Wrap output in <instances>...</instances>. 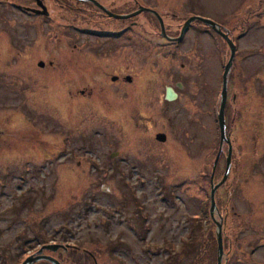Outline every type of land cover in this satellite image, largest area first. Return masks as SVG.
I'll use <instances>...</instances> for the list:
<instances>
[{"label":"rangeland","instance_id":"374dc122","mask_svg":"<svg viewBox=\"0 0 264 264\" xmlns=\"http://www.w3.org/2000/svg\"><path fill=\"white\" fill-rule=\"evenodd\" d=\"M98 1L117 15L129 9L123 0ZM136 1L164 14L174 29L191 16L231 28L241 17L238 11L252 9L258 18L260 4L264 6V0ZM6 8L0 6V127L9 140L11 132L24 129L32 147L27 154H0V264H16L27 251H38L48 242L68 243L49 252L62 264H216L211 184H219L214 219L222 226L221 264H264V20H255L241 41L240 48L253 55L242 61L245 50L238 51L227 75L224 119L233 161L222 181L227 157L223 144L210 181L219 148L221 80L230 56L210 26L193 21L182 43L161 46L152 57L140 42L156 37L152 18L145 12L130 20L111 17L107 32L125 25L129 38L126 56L121 38L112 45L106 58L112 74L121 72V63L127 66L124 73L139 79L159 74V87L150 96L138 94L136 106L133 87L125 94L112 81L93 79L85 89L92 99L76 106L75 79L64 86L60 79L37 76L13 63V38H32L36 32L49 38L50 32L46 26L10 27L14 16ZM171 13L178 16L173 21ZM62 17L69 23L72 16ZM87 27L76 21L63 24L58 33L90 38L85 34L94 31L79 30ZM232 31L236 36L237 29ZM36 51L32 56H38ZM66 52L60 55L72 53ZM146 60L148 70L143 69ZM38 78L49 87L44 96L43 90L39 96L17 83L21 79L37 88ZM176 80L183 88L173 89L179 95L164 103V86ZM19 109L27 126L14 112ZM154 131L166 134L167 141L157 142ZM73 240L80 250L68 249Z\"/></svg>","mask_w":264,"mask_h":264},{"label":"flooded vegetation","instance_id":"af4514ba","mask_svg":"<svg viewBox=\"0 0 264 264\" xmlns=\"http://www.w3.org/2000/svg\"><path fill=\"white\" fill-rule=\"evenodd\" d=\"M156 2L159 3L161 1L157 0ZM113 3L114 2H110V4H113ZM1 5L4 7H7L6 9L9 10L11 15L14 16L11 18L12 20H10L11 21L10 27H16V24H20L24 29L29 28V26L31 25L46 26L48 28V31L50 32L49 38H42L39 32H36L34 37L32 38H25V39L13 38L11 40V48L13 51L12 57L14 59L13 63H17L18 67H21V68L23 66L27 67L28 69H30V72L36 71L34 73H37L38 74L37 76H41V75L49 76L50 78L57 79L58 83L60 79L62 82V85L64 86H67L66 84L69 81L72 83V80L75 79V84H76L75 85V92H76L75 93V105L76 106H78V103L81 101H83L82 104H85L92 99L93 94L90 91L86 92L85 89L87 85L90 83L89 81L93 79L104 80V83L105 82L109 83L112 81V83L114 82L116 85L121 87V89L125 90V94L129 92V88L133 87L134 92H132V98L136 106L138 105V102H140L141 100L139 99L138 94L141 93V95L147 94V96H150V91H153L155 86L159 87V81H160L159 74L157 73L156 75L150 74V75H147L146 77H142L139 79L137 77V74L124 73L126 71L127 66L122 67L121 63L119 64V68H118V70H121V72L117 74H112L114 73L115 70L113 69L112 65L106 61V58L111 53L112 45H114V42L117 41L116 39L120 40V38L122 39V43L124 47L122 51L125 50L124 56L127 55L128 53L127 52V49H128L127 39L129 38H126V36H127L128 28L127 26L123 25L115 32L113 31L107 32L106 30V27L108 25L107 20H109L111 17L105 14L103 9L109 12L111 11L100 1L98 0H93V1L92 0H0V6ZM123 5L126 6L127 8L129 7V9L128 11H126V13L121 14L122 16L130 15L136 12L140 8H146L144 6L138 5L136 0H123ZM100 6L103 9H101ZM167 9L170 10L172 8L167 6ZM260 9L261 10H258V13H259L258 18H255L254 11L252 9L251 11L250 9L238 11L237 15H240L241 17L236 18V21L234 22V24L232 23L233 25L231 26V28L217 24L219 26V30L221 31V34L216 33L212 28L208 27L213 33L218 35V37L221 38L227 46H228V43H227V40L225 39V36L227 37L228 40L231 41V43L235 47L234 58L235 56H237L238 51L241 52L245 50L243 48H240L241 41L242 39H244L245 35L250 32L253 25L257 23L255 20H257L258 23L260 24H261V21L264 20V17H262V15L264 16V6L262 4H260ZM150 10L153 11V13L150 11H140V13L145 12L150 18H152L157 24L156 26L158 28V31L156 33V37L151 36L145 39L141 38L143 42L142 41L140 42L142 45L143 43L147 44L148 50H150L151 53H153L152 57L155 56L154 51L157 52V49L161 46L169 45V44L176 43V42L182 43L186 33L191 28L193 21H198L203 24V22L199 20L190 21L187 29L181 35V29L183 28L186 21L189 18L194 17V16L182 18L181 21L175 24L174 26L175 29H174L172 28L173 26L171 23L165 21L164 14L156 10H153V9H150ZM17 15L20 16V20L16 18ZM63 15L72 16L69 23L64 22L66 18L62 17ZM169 15L172 18V21L178 17L175 13H171ZM122 19L130 20L132 19V16L125 17ZM76 21L83 22V24L88 25L87 28H82V29L78 28L79 30L81 31L86 30L87 32L94 31V32L85 34L86 36H89L90 38H84V39L63 38L62 35L58 33V28L62 27L63 24L76 25ZM129 24L135 25V23H129ZM204 25L207 26V24H204ZM235 29H237L236 36L233 34V31H232ZM33 49H35V51L37 50L36 52L38 56L33 55L37 58L33 57L32 54L30 53ZM64 50L67 51L66 53L68 52H72V53L67 54V55H60V53L64 52ZM22 52L23 53L26 52L27 54H23ZM74 52H75V56L73 54ZM229 53H230V49H229ZM137 55L138 54H136L135 56L137 57ZM252 55L253 54L250 53L249 50L247 51L245 50L244 54L241 57V60L244 61L246 60V58ZM150 56L151 55H149L148 58H150ZM148 60H146L145 64L143 65V69L145 70H148L151 65L150 63H148L150 62ZM162 68H164V64ZM168 68L169 69L167 70V73L171 74L172 67L168 66ZM231 69H230V72H231ZM171 76L174 77L173 75ZM63 78H65L66 80L64 81ZM144 78L145 80L143 81ZM85 80H88V82H85ZM139 80H140V83L138 86H136L135 83ZM178 82L179 80H176L172 82L173 84L171 83L169 85L164 86V90H163V102L164 103L170 101L166 98L167 88H170L172 91L173 89L178 88V86H180L179 88L180 90L183 88L184 83L181 85ZM17 83L19 85L24 84L25 87H23V89L26 90L25 92L30 91L31 93H35V94L38 93L39 96H40V91L43 90L42 95L44 96V92L46 91L45 89L49 88L47 87L48 86L47 82H44L40 80L39 78L35 79V84L37 88H34V86L32 85L33 88L30 89L29 86H27L21 79L18 80ZM52 83L55 84V80H53ZM58 83H57V87H58ZM83 83H86V84L82 86ZM104 83L101 84L102 88H104L105 86ZM50 86L53 87L52 85ZM80 86H82V88H79ZM18 89L20 90V88ZM177 95H179V93H177ZM233 99L236 102L237 98L235 97V94L233 96ZM126 100L121 104L123 107L126 104L125 103ZM149 100L153 101L154 97H150ZM14 112L17 115L18 119L25 126H27L26 125L27 121L24 118L25 116L24 111L19 109V111L15 110ZM150 124L152 123L150 122ZM146 125L148 126L149 123H147ZM225 127H226V124H225ZM23 130L19 129V130L11 132L10 133L11 140H9V139H5V136H4L6 130H4L3 127H0V154H27L28 153L27 149L30 145L27 141V138L29 137V135ZM19 133L21 134V136H17ZM158 133H162V132L154 131V139H155V135ZM165 136H166V140L164 142H159L156 139L155 140L161 144L165 143L167 141V135L165 134ZM43 142H44L43 139H40L39 145L41 144L42 146ZM223 144H225V142H223ZM223 144L221 147V152L223 151ZM30 147H32V145ZM221 154L222 153H220V156ZM227 154H228V145H227ZM220 156H219V159H220ZM232 161H233V155H232V147H231L230 162ZM224 171H225V168H224ZM214 175H215V171L213 173L212 181L214 180ZM210 181H211V178H210ZM70 243L72 246L71 247L69 246L70 248L68 249H72L73 251L80 250V247L75 245L74 240ZM48 244L49 242L43 243L39 245V247L41 248ZM62 244L63 243H60V245ZM65 244L67 245L68 243H64L63 245ZM61 249L62 248H59L58 250H61ZM27 252H28L27 255L23 257L21 261L17 262L16 264H21L28 256H31V255L35 256L37 249L33 251H27ZM49 252H51V250L43 249L41 254L43 256H50L56 259L60 264H62V262L57 257L52 256L51 254H49ZM52 253H55V252H52ZM39 262H41L42 264H52L47 259H40L38 261L32 262L31 264H39Z\"/></svg>","mask_w":264,"mask_h":264},{"label":"water","instance_id":"95a60500","mask_svg":"<svg viewBox=\"0 0 264 264\" xmlns=\"http://www.w3.org/2000/svg\"><path fill=\"white\" fill-rule=\"evenodd\" d=\"M93 1V0H92ZM99 6V5H98ZM101 9H103L100 6ZM103 11L105 12V14H107L109 17H112L114 19H122L125 17H130L132 15L138 14L140 13V11H150L153 13V11H151L150 9L147 8H140L138 9L135 13L130 14V15H116L113 14L105 9H103ZM193 20H199L205 24H207L208 26H210L216 33H220L221 31L219 30V26L207 19L201 18V17H191L189 18L186 23L184 24L183 28L181 29V35L185 32V30L188 27V24L190 21ZM162 26V25H161ZM225 39L227 40L228 43V47L230 49V56L229 59L227 60L226 64L224 65V70H223V75H222V86H221V91H220V104H219V108H218V112L216 115L217 118V123H218V129H219V148L218 151L216 153V156L214 158V162H213V167H212V174H211V181H212V177H213V173L215 171V167L218 163V159L221 153V147L223 142L227 143L228 145V154L226 157V163H225V171L223 174V179L222 181H224L227 177V174L229 172V167H230V160H231V143L226 135V127H225V119H224V108H225V104H226V98H227V75L232 67V63H233V59H234V53H235V47L233 46V44L231 43L230 40L227 39V37L225 36ZM176 96V94L170 89L167 88L166 91V98L168 100L173 99ZM155 139L159 142H164L166 140V136L163 133H158L155 135ZM219 186V184L216 185H212L211 184V190H210V209H209V213L211 216V219L215 222L216 224V241H217V257H216V264H221V257L223 254V250H222V231H221V223L215 221L214 219V211H216V203H215V199H214V194H215V190L217 189V187ZM58 247H63L62 245H57V244H48L45 245L43 247H41V249H39L36 252V255L33 256H28L21 264H31L34 261H38L40 259H47L49 262H51L52 264H60L56 259L50 257V256H43L41 255V252L43 249H48V250H56Z\"/></svg>","mask_w":264,"mask_h":264},{"label":"trees","instance_id":"16d2710c","mask_svg":"<svg viewBox=\"0 0 264 264\" xmlns=\"http://www.w3.org/2000/svg\"><path fill=\"white\" fill-rule=\"evenodd\" d=\"M41 238H42V239H45L46 237H45V236H43V235H41V236H40V239H41Z\"/></svg>","mask_w":264,"mask_h":264}]
</instances>
